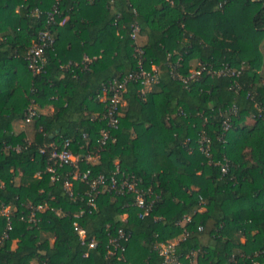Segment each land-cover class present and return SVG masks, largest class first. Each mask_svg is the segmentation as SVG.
<instances>
[{
    "label": "trees",
    "instance_id": "trees-1",
    "mask_svg": "<svg viewBox=\"0 0 264 264\" xmlns=\"http://www.w3.org/2000/svg\"><path fill=\"white\" fill-rule=\"evenodd\" d=\"M45 30L55 44L33 74L24 57ZM263 43L264 0H0V212L12 225L0 214V264H164L155 246L175 242L182 264H264ZM139 58L158 82L143 94L128 81L102 145L103 90L137 73ZM65 140L93 177H135L149 215L113 191L92 208L70 168L52 179L51 145ZM39 205L35 223L23 219ZM75 222L97 247L81 245ZM119 230L129 240L110 256Z\"/></svg>",
    "mask_w": 264,
    "mask_h": 264
},
{
    "label": "built area",
    "instance_id": "built-area-1",
    "mask_svg": "<svg viewBox=\"0 0 264 264\" xmlns=\"http://www.w3.org/2000/svg\"><path fill=\"white\" fill-rule=\"evenodd\" d=\"M92 1V0H89ZM58 11L54 9L49 15V22L55 21V17ZM140 33V27L135 24L132 31V39L137 40ZM55 44V39L52 36L51 31L45 30L41 31L38 35L37 41L26 53L24 59L27 62L28 68L32 71L33 74H39L42 72L46 65V50L52 48ZM139 54H142L143 51L136 49ZM139 71L135 74L130 75L128 78H125L122 82H115L110 86H106L103 90V96L105 97V102H108L109 106L106 113L100 120L106 121V128L101 129L102 140L101 144L105 145L106 142L111 138V133L113 130H116L119 126L118 112L121 103L123 102V95L126 92V86L128 81H141L143 86L142 93H146V89L151 88L152 85L157 84L158 78L155 74L148 72L143 67V61L139 58L138 63ZM220 72L219 74H222ZM200 75V71L194 73L193 76ZM37 117V109L35 103H32L28 109L26 122H31L34 118ZM232 127L230 120L224 122V131L227 132ZM200 150L205 153L207 156H210V145L211 140L207 135H203L199 140ZM51 155H50V164L48 165L47 172L52 175V179L56 178V175L60 169L70 168L71 172L69 173L72 177V181L84 182L90 185L92 188V193L89 195V205L92 208H96V201L98 195L104 192H115L117 195L132 194L134 196L135 205L144 211V216L149 215L151 210V205L147 202L146 199V189L138 183V180L135 177L132 179L123 178L118 179L116 176H113L111 179H107L104 175L98 177H93L91 170L82 171L81 162L82 158L74 154L71 150V141L65 140L62 143H53L51 145ZM91 156L87 157L86 160L90 161ZM217 165L220 166L223 173H227L229 170V165L225 162H219ZM68 180L65 185V189L68 192L71 198L75 197L73 192V182ZM88 195V194H86ZM46 208L44 205H39L36 207L29 216L23 218L28 223H35L37 221V212L43 211ZM9 208L3 209L0 214L8 217V231L12 230V225L10 217L8 216ZM190 221V219H187ZM75 229L79 235L81 245L87 246L92 249L97 247V243L93 241H87L86 231L79 225L78 222L74 223ZM189 235L187 230L184 231V234L181 238V241H184ZM8 237V233L4 232L3 235H0V241ZM129 237L124 233L123 230H119L116 238L110 239V244L112 249L109 250V255H117L118 251L124 252L123 242H127ZM178 242L171 244H161L155 246V251L163 258L164 264H182L180 256L177 253ZM85 257H88V254H85ZM118 264H129L125 261L123 257H118ZM195 264V263H193Z\"/></svg>",
    "mask_w": 264,
    "mask_h": 264
},
{
    "label": "crops",
    "instance_id": "crops-1",
    "mask_svg": "<svg viewBox=\"0 0 264 264\" xmlns=\"http://www.w3.org/2000/svg\"><path fill=\"white\" fill-rule=\"evenodd\" d=\"M261 51H262V53H263V55H264V43H263L262 46H261ZM262 71L264 72V65H263V69H262ZM104 100H105V97L102 95V96H101V101H104ZM54 110H55V108H54L53 106H49V107H47L46 109H43L42 112H43V113H46V114H51V113L54 112ZM20 127H23V126L20 125Z\"/></svg>",
    "mask_w": 264,
    "mask_h": 264
}]
</instances>
